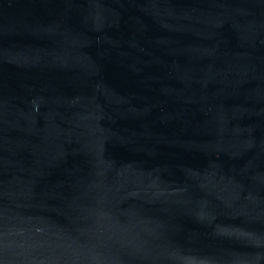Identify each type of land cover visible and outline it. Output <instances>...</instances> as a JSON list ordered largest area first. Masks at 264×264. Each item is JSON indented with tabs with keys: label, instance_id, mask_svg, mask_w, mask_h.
Here are the masks:
<instances>
[{
	"label": "water",
	"instance_id": "1",
	"mask_svg": "<svg viewBox=\"0 0 264 264\" xmlns=\"http://www.w3.org/2000/svg\"><path fill=\"white\" fill-rule=\"evenodd\" d=\"M0 264H264V0H0Z\"/></svg>",
	"mask_w": 264,
	"mask_h": 264
}]
</instances>
